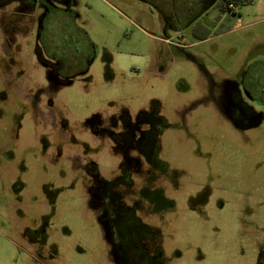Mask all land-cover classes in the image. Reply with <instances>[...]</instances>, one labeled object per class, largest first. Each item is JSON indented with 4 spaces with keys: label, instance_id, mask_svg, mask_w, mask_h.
Returning a JSON list of instances; mask_svg holds the SVG:
<instances>
[{
    "label": "rangeland",
    "instance_id": "rangeland-1",
    "mask_svg": "<svg viewBox=\"0 0 264 264\" xmlns=\"http://www.w3.org/2000/svg\"><path fill=\"white\" fill-rule=\"evenodd\" d=\"M4 1L0 264H114L99 193L109 187L110 201L119 189L98 183L88 191L84 164L97 159L109 181L120 165L110 142L91 135L84 121L121 110L161 116L166 174L150 185L134 178L135 195L123 197L153 208L146 190L160 189L158 213L136 211L155 231L147 247L160 248L163 264H263L264 0L229 11L209 6L198 30L197 23L166 26L170 18L155 7L173 2L185 15L195 0H74L73 14L57 10L61 0H48L56 9L42 22L44 59L66 56L77 68L74 46L91 58L67 85L50 83L32 52L40 21ZM4 26L13 36L8 45ZM86 63L79 59V67ZM233 85L244 99L232 110L253 115L248 120L225 108ZM119 235L127 242L123 230Z\"/></svg>",
    "mask_w": 264,
    "mask_h": 264
},
{
    "label": "flooded vegetation",
    "instance_id": "flooded-vegetation-1",
    "mask_svg": "<svg viewBox=\"0 0 264 264\" xmlns=\"http://www.w3.org/2000/svg\"><path fill=\"white\" fill-rule=\"evenodd\" d=\"M15 1L17 6L21 11L27 13L30 12L32 20L38 19L41 23L37 28V41L34 43L32 52L36 55L38 61L46 67V76L50 83H58L60 85H67L70 83L72 76L82 74L90 63V54L83 56L81 54V49H78L74 46L72 60L78 59L76 67L74 68L71 64L68 63L66 56L52 57V61L44 59L47 54L43 53L41 44L38 43L40 38V33L43 30L42 22L46 17L51 8H55L50 5L48 0H5L3 3H9ZM210 0H195L191 3H188L185 6L186 14L183 15L184 11L181 10L175 3H169V6H164L156 4V10L165 18L169 17V20H166V26H172L170 22H174V26L178 24H196L197 22L204 21L203 15L207 13L208 9L205 10L207 4ZM60 2V0H58ZM156 2V1H154ZM62 9L58 8L57 10L69 12L73 14L71 6L74 3V0H61ZM44 7L41 13H35V7ZM223 3L220 0H214L212 6L221 8ZM56 9V8H55ZM204 9V10H203ZM36 15V18L33 19ZM201 18V19H200ZM200 19V20H198ZM197 23V24H198ZM200 27V24H198ZM202 28V27H200ZM5 33L3 37L5 44L8 45L12 42L13 36L9 33V27L4 26ZM203 38H200V40ZM183 47H188L187 43H181ZM84 60L86 66L83 64L82 67H79V59ZM77 74V75H78ZM224 88L222 91L224 94ZM229 99H226V110H229V113L233 115H239V118H245V120L250 119L253 115H247L246 113L236 112L232 108L237 105L238 99H240L239 90L236 85H233L232 88L228 91ZM211 96V95H210ZM241 99H244L241 97ZM246 104V103H244ZM44 118L51 117L53 115L51 112H48L46 115L42 113ZM246 115V116H242ZM161 116L153 115H135L134 117L129 115L126 111L121 110L116 115H111L108 120L104 119L98 115L87 118L84 121V126L88 128L91 135L97 137L106 138L110 142L111 152H114L118 156V163L120 165V174L114 176L112 180H104L98 173L97 159L88 158L86 160L85 172L88 176L90 186L88 191L91 193L94 190H97L98 183H106L110 186H117L119 189L114 190L115 195L111 197L109 201V187L105 192L99 193L103 195V202L100 203L101 210L107 215V240L111 242V256L110 258L114 264H163L162 263V254L160 248H148L147 241L153 240L155 236L154 229L144 223L141 218L136 213L137 210L146 209L148 212L158 213V209L161 205V194L160 189L148 188L146 192L153 193L149 197L148 203L151 201L153 208L149 206L143 207V200L135 199L130 205L125 204L123 197L125 195H135L132 192V186L134 184L133 179L138 178L139 183L153 184L157 177L161 174H166L168 165L165 160L160 158V143L159 136L161 134ZM239 122V121H238ZM112 171V170H111ZM142 191L143 196L145 195V188H138ZM153 189V191H150ZM139 194V193H138ZM159 201L158 205H154V202ZM122 206V212L116 211L117 206ZM101 211V212H102ZM123 230L126 233V238L124 240L119 235V232ZM153 237V238H152ZM258 255H261L260 259L263 260L264 264V252L259 251Z\"/></svg>",
    "mask_w": 264,
    "mask_h": 264
},
{
    "label": "trees",
    "instance_id": "trees-1",
    "mask_svg": "<svg viewBox=\"0 0 264 264\" xmlns=\"http://www.w3.org/2000/svg\"><path fill=\"white\" fill-rule=\"evenodd\" d=\"M223 5L221 6L224 8L226 11L232 10L235 6H243L246 4H251L253 3L254 0H220ZM214 1L210 0L207 6L212 5ZM204 10V9H203ZM200 27H203V24L200 25ZM200 27H197L196 30H198Z\"/></svg>",
    "mask_w": 264,
    "mask_h": 264
},
{
    "label": "water",
    "instance_id": "water-1",
    "mask_svg": "<svg viewBox=\"0 0 264 264\" xmlns=\"http://www.w3.org/2000/svg\"><path fill=\"white\" fill-rule=\"evenodd\" d=\"M214 1V0H213Z\"/></svg>",
    "mask_w": 264,
    "mask_h": 264
}]
</instances>
